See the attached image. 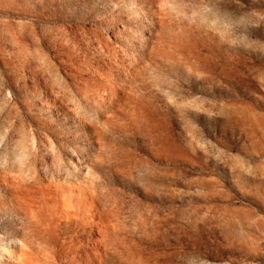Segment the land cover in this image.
Listing matches in <instances>:
<instances>
[{
  "label": "rangeland",
  "instance_id": "rangeland-1",
  "mask_svg": "<svg viewBox=\"0 0 264 264\" xmlns=\"http://www.w3.org/2000/svg\"><path fill=\"white\" fill-rule=\"evenodd\" d=\"M0 264H264V0H0Z\"/></svg>",
  "mask_w": 264,
  "mask_h": 264
}]
</instances>
